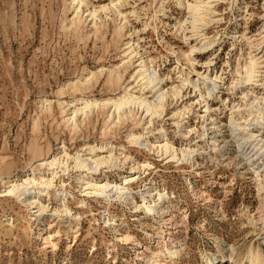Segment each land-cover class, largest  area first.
<instances>
[{
    "label": "rangeland",
    "instance_id": "obj_1",
    "mask_svg": "<svg viewBox=\"0 0 264 264\" xmlns=\"http://www.w3.org/2000/svg\"><path fill=\"white\" fill-rule=\"evenodd\" d=\"M112 1L121 2L118 8L125 19L115 13ZM102 5L111 10L102 11ZM186 7L179 0H86L76 20L71 0H0V264H150L144 258H150L151 251L139 243L154 250L153 238L160 235L164 246L182 241L180 251L163 257L160 264H223L206 256L226 245H234L232 255L239 260L252 245L264 253V238L258 239L264 234V193L258 189V176L249 166L238 168L235 147L229 146L230 157L224 159L212 143L216 134L221 141L231 138L229 109L245 104L242 90L264 92L262 80L246 87L232 84L249 52L260 51L255 45L264 38V0L213 1L209 23L198 31L216 39L215 46L194 54L191 46L204 40L196 39ZM94 9L96 17L89 14ZM124 22L126 27L120 29ZM261 56L263 67L258 70L264 72V48ZM143 57L149 58V71L162 78L157 81L160 91L142 89L145 84L135 72ZM262 72L259 79L264 78ZM198 75L217 83L220 101L200 96L207 91L202 82L194 88ZM174 87L182 90L177 99L169 96ZM128 89L150 100L161 91L168 93L164 112L153 116V124L137 110L117 126L107 110L95 109L86 117L79 113L74 122L66 121L85 100L117 98ZM178 111L185 114H173ZM241 118L236 116L243 122ZM129 132L151 144L167 141L169 151L161 155L136 147L127 139ZM106 142L116 145V155L130 163L105 165L93 175L98 180L107 177L118 183L132 163L151 165L131 184L133 200L87 195L79 178L87 177L85 172L72 168V157L98 158L103 153L88 147ZM60 144L65 148L56 149ZM183 152L192 158H182ZM50 153L61 161L68 154L70 166L43 167L46 178L54 173L56 178L39 196L46 212L38 215L25 199L6 195L8 184L2 177L9 180L24 173L23 179L38 178L30 167ZM173 153L177 158H171ZM41 188L34 186L27 197ZM150 189L171 197L159 214L134 207L133 201H143ZM63 199L65 205L60 206ZM163 231L168 232L166 238Z\"/></svg>",
    "mask_w": 264,
    "mask_h": 264
},
{
    "label": "bare ground",
    "instance_id": "obj_2",
    "mask_svg": "<svg viewBox=\"0 0 264 264\" xmlns=\"http://www.w3.org/2000/svg\"><path fill=\"white\" fill-rule=\"evenodd\" d=\"M215 0H192L190 2L189 0H179L180 5H184V3L187 4V9L190 12V18H191V25L192 30L195 29L196 31L194 34L196 35V39H199L200 42L204 40V43L200 46L194 45L191 46L190 54H194L197 50H205L208 48H213L216 43V39H209L207 37V33L204 32V30L198 31L199 27L202 25H208L209 21L208 15L212 13L211 10V4ZM112 7L115 10V13H118L119 16H121L122 19H125V16L122 15L120 9L118 8V5H121L120 1H117L114 3V1L110 2ZM71 5L74 8V12L76 14L75 19L78 17L79 13L82 11V8L84 5H86V0H71ZM102 11L111 10L109 5H102L101 6ZM98 10L94 9L89 14L92 17H96ZM81 17V16H79ZM78 17V18H79ZM77 20V19H76ZM120 22H122L120 20ZM120 29H124L126 27L125 22L121 24ZM203 32V33H202ZM264 33V32H263ZM263 37V36H262ZM187 39L186 35H184V39ZM189 38V37H188ZM188 40V39H187ZM258 50L263 51L264 48V38H260L259 40H256V45ZM130 48V47H129ZM255 51V50H254ZM258 51L257 53L249 52L248 54V60L245 63L244 70L242 72L238 71L239 78L236 79V82L232 81V84L236 86L238 83L240 85H244L245 87L247 85H253L259 83L261 80V85L264 87V78L259 79L260 72L258 68H262L263 66H259L263 62L260 61L261 57H258V54L260 53ZM134 52V49L130 52V54ZM190 54L188 57H190ZM190 59V58H188ZM148 59H145L144 57L141 58L139 64L137 65L139 69L135 72L137 76L140 77V80L143 81L142 84H145V86L142 88L149 87L150 89L157 88V91H160L161 88H159L160 82L162 78L157 75V72H151L147 68V61ZM131 62V61H130ZM243 69V68H242ZM194 68L192 67L193 71ZM264 73V72H262ZM189 74V73H188ZM136 76V77H137ZM198 79L194 80L192 82L194 88H200V82L205 85V89L207 93H200V96L202 98H210L214 97L215 99H219L220 97L218 95V92H216V89L218 88L217 83L215 81H212L207 75L202 76L198 75ZM217 77H215L216 79ZM120 80V77H117V80ZM116 80V79H115ZM212 82V84H209L208 81ZM188 81L191 83V79H185L183 82ZM187 84V83H186ZM231 85V84H230ZM184 86V85H183ZM233 87V86H232ZM241 87V86H240ZM251 88V87H250ZM254 88V87H253ZM238 89V88H236ZM201 91V90H200ZM181 88L174 87L172 88L171 95L169 96L177 99L178 97H181ZM157 93V92H156ZM253 92L248 90L247 92L243 91L241 92L240 98L244 99L245 104L236 106L233 105L230 107V121L229 124L231 126L230 134L231 138L229 140L224 139L221 141L219 137L216 135L212 138V143L214 149L220 153L224 157V159H228L230 157L229 151L227 149L229 146L235 147V154L238 158L237 164L239 169H244L246 166H249V169L258 176L259 179V187L258 189L263 191L264 193V182H263V175H264V92L258 94H252ZM168 96V93L166 91H161L159 94H157L155 100H150L143 96H137L134 93L130 92V89L126 90V93L117 97V98H107V99H91V100H85L82 107H76L74 106L73 113L69 118H66V121H75V118L79 113L83 114L85 117L88 114H91L93 110H107L109 119L112 120L111 122L114 123L115 126H117L118 123H120V120L122 118L128 119L130 117L129 115L134 112L135 110L140 111L142 113L145 112V116L150 117L148 120V124H153V116H161L164 112V103L166 102V98ZM225 106V105H224ZM227 107V106H226ZM65 108V107H64ZM206 111H210V105L209 103L206 104ZM228 108V107H227ZM66 111V110H64ZM174 115H177L178 117H182L185 112H175ZM241 115V119L243 122L238 121L236 119L237 115ZM173 115V116H174ZM114 119H117L115 122ZM217 127H219L217 125ZM214 126V128H217ZM130 131H133V128L130 129ZM166 136V135H165ZM127 139L131 144H133L136 147L139 148H147L150 151L155 152V150L158 153L167 154L169 151V143L166 141L164 143L159 140L157 143H149L146 141L145 138L139 133L135 132H129L127 134ZM224 143L223 145L221 143ZM233 144V145H232ZM61 145V144H60ZM65 148L64 145L57 146L56 149H62ZM90 152L95 150L97 153H103L98 158L91 157H82L80 154L72 157L74 165L72 168H76L78 170H82V172H85V176L87 177H79L82 178L84 191H86L87 195L90 196H96L101 197L106 200H133L132 195V188L131 184L134 182H137L140 178L137 173H144L148 168L151 167L150 164L146 162H136L132 163L131 166H129L128 174L120 177V182H113L110 181L107 177H105L102 180H98L93 175L98 174L102 167H105V165H113L118 166L121 164L130 163L128 162V158L126 157L124 160L119 158L116 153L114 152V149H116V145H114L111 142H106L99 147L97 146H90L89 145ZM232 148V147H231ZM188 150H191L188 148ZM195 151V149H193ZM53 153V152H52ZM50 153L47 158L42 159V161H39L38 164L33 165L30 167V170L34 174H39L38 178L35 177H27L23 179L24 173L14 176H9L8 178L15 177L14 179L5 180L6 177H2V181L5 184H8L6 186V195H17L18 198L25 199L26 203L31 205L32 208H37L35 212H38V215H43L46 212V206H44L39 196L45 193L44 191L50 190L54 186L56 173L52 174V177H45L43 175V167H49L54 168L56 167H62L64 166L66 169L70 166L68 164L69 158L68 154H65L67 156L66 160H60L55 155ZM170 155V154H169ZM169 155L167 157H169ZM184 155V152H183ZM185 156H189V159L192 157L190 156V153L185 154L182 158H185ZM191 157V158H190ZM171 158H177L176 153L171 154ZM188 159V160H189ZM65 169V170H66ZM85 169V170H83ZM77 171V170H76ZM89 176V177H88ZM23 181L19 184L13 183L14 181ZM36 185H41V189L32 192L33 194L29 197L28 193L29 191ZM63 186V185H62ZM131 189V190H130ZM147 194L144 196V200L141 202L133 201L134 207L136 208V211H144L148 215H155L159 214L161 210L163 209L162 205H164L169 199L171 198L167 193L156 191L150 189L149 191H146ZM151 198V199H149ZM156 198V199H154ZM262 200L264 201V196L262 197ZM132 202V201H131ZM61 205H65L64 199L61 200ZM63 211L65 212V216H70V211L67 208H64ZM172 217H175V214L172 213ZM110 222L108 225H111ZM167 231L162 232V238H166L165 235H167ZM260 234V233H259ZM161 237V235H160ZM160 237H154L153 238V245L157 246L154 250L150 249V247H147L144 244L139 243V247L141 249L144 248V250H150L152 253V256L144 258V261L146 263L150 264H160L163 257L171 254H177L180 251V247L182 246L181 240H173L171 244L169 245H163L161 242L162 240ZM264 238V234L261 233L258 239ZM236 251V248L234 245H226L222 249L219 250L217 254H209L207 257V260L210 261L212 259L218 260V263L223 264H264V253L261 250L259 246L252 245L247 253L246 257L242 259L235 258L232 254Z\"/></svg>",
    "mask_w": 264,
    "mask_h": 264
}]
</instances>
